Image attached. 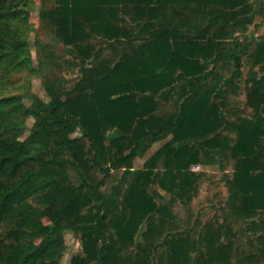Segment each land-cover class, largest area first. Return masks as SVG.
<instances>
[{"label":"trees","instance_id":"trees-1","mask_svg":"<svg viewBox=\"0 0 264 264\" xmlns=\"http://www.w3.org/2000/svg\"><path fill=\"white\" fill-rule=\"evenodd\" d=\"M30 1L0 0V63L27 47L14 25ZM257 7L41 10L64 45L48 54L63 76L45 81L49 100L0 97V264H60L66 232L82 243L70 264H264V34L248 36L264 25V0Z\"/></svg>","mask_w":264,"mask_h":264},{"label":"rangeland","instance_id":"rangeland-1","mask_svg":"<svg viewBox=\"0 0 264 264\" xmlns=\"http://www.w3.org/2000/svg\"><path fill=\"white\" fill-rule=\"evenodd\" d=\"M54 0H31L29 3V13L22 22L14 25L22 39L28 41L20 60L11 66L6 61L0 63V97L20 95L24 103L30 104V96L39 95L44 100H49L45 89V81H57L62 78V72L58 65L49 58V52L56 50L62 53L64 45L60 43L55 36L52 26L48 25L40 17V12L44 8L52 6ZM256 5L260 7L261 0H256ZM257 7V8H258ZM261 18V17H260ZM264 34V25L261 29H253L249 33V38H258ZM245 39V38H244ZM232 86L225 85L223 90L231 92ZM35 122L34 117L26 118L25 133L22 138L29 135ZM78 130L71 131V137H77ZM162 142H157L149 150L148 154L153 152ZM142 161L138 160L136 166H141ZM202 169L219 171V167L202 166ZM46 221V219H45ZM82 252V243L79 237L71 232L65 233V248L60 258V264H70L75 254Z\"/></svg>","mask_w":264,"mask_h":264},{"label":"crops","instance_id":"crops-1","mask_svg":"<svg viewBox=\"0 0 264 264\" xmlns=\"http://www.w3.org/2000/svg\"><path fill=\"white\" fill-rule=\"evenodd\" d=\"M261 28H262V27H261ZM261 28H260V29H261ZM158 147H160V145H159ZM158 147H157V148H158ZM157 148H156V149H157ZM156 149H155V150H156ZM144 160H145V159H141L140 161H142V163H143V162H144Z\"/></svg>","mask_w":264,"mask_h":264},{"label":"built area","instance_id":"built-area-1","mask_svg":"<svg viewBox=\"0 0 264 264\" xmlns=\"http://www.w3.org/2000/svg\"><path fill=\"white\" fill-rule=\"evenodd\" d=\"M199 168H200V166H196V167H195V169H199Z\"/></svg>","mask_w":264,"mask_h":264}]
</instances>
